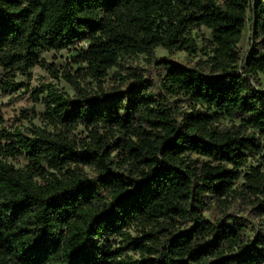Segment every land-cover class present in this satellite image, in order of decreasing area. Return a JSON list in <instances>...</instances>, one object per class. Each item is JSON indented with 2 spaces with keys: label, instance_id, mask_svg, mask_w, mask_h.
Segmentation results:
<instances>
[{
  "label": "trees",
  "instance_id": "obj_1",
  "mask_svg": "<svg viewBox=\"0 0 264 264\" xmlns=\"http://www.w3.org/2000/svg\"><path fill=\"white\" fill-rule=\"evenodd\" d=\"M62 49H74L75 94L46 89L53 130L9 129L0 113V264H264V171L245 170L264 159V0H0V93ZM139 54L157 78L132 71L104 89ZM236 202L247 217L228 213ZM215 207L222 217L206 218Z\"/></svg>",
  "mask_w": 264,
  "mask_h": 264
},
{
  "label": "rangeland",
  "instance_id": "obj_2",
  "mask_svg": "<svg viewBox=\"0 0 264 264\" xmlns=\"http://www.w3.org/2000/svg\"><path fill=\"white\" fill-rule=\"evenodd\" d=\"M197 35V42L201 46L202 36L209 38L210 31L205 27H200L197 31H194ZM251 30L249 23L246 24L243 31L241 40L238 44V50L241 57L245 56L249 49L251 48ZM85 43H81L80 46H84ZM74 53V49H62L59 51L48 50L42 52V57L45 62L49 64L48 68L40 65H35L30 69V76L18 75L16 77L17 82H22L17 90L9 93H0V113L4 118L3 125L9 129L19 128L26 131V128H31L34 126L40 128H46L52 131V127L47 124L43 118L44 105L43 98L46 96V89L57 88L62 93L73 97L75 91L71 83L67 80L66 73L75 75L77 65L71 61L70 56ZM156 58L170 59L176 62L183 63L187 66H194L197 60L201 59V54L197 53L195 56H187L183 51H177L169 54L162 47H157L155 49ZM54 69V70H53ZM135 71L141 74L145 78H150L155 80L160 74V69H157L154 64L151 63L144 55L139 54L134 57H127L121 61L119 67H114L108 71L106 78L103 81L104 89L108 90L112 87L120 86V81L117 79L119 74L121 76L126 75L129 72ZM1 75V70H0ZM261 84L264 86V75L262 73L258 74ZM81 86L88 89H95L96 83L91 78H78ZM38 89H45L44 92L39 93L35 100L34 95L37 94ZM182 108H186L183 104ZM77 141H81L86 138L87 131L83 126H78L72 133ZM261 143L264 144V135L260 136ZM27 158L25 156H19L14 159H9V162L14 164L16 167H23L27 163ZM250 165H260L261 170L264 171V159L259 154H253L248 157L245 170ZM88 169H86L87 171ZM89 174L91 171L88 170ZM243 179L240 176L236 180V185L242 183ZM229 214H239L241 216L247 217V213L242 210V205L239 202L234 203L229 209ZM206 218L212 220H218L222 217V213L219 208L215 207L212 210L204 212ZM140 227L133 226L128 229L131 236L140 235ZM128 255L137 258L138 254L134 251H129Z\"/></svg>",
  "mask_w": 264,
  "mask_h": 264
}]
</instances>
